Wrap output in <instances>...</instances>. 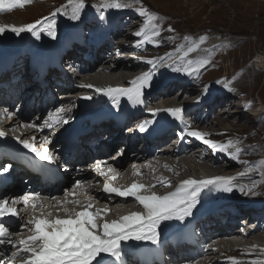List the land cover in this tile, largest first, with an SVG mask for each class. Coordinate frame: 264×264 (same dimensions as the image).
Returning a JSON list of instances; mask_svg holds the SVG:
<instances>
[{
    "label": "bare ground",
    "instance_id": "1",
    "mask_svg": "<svg viewBox=\"0 0 264 264\" xmlns=\"http://www.w3.org/2000/svg\"><path fill=\"white\" fill-rule=\"evenodd\" d=\"M39 9H40L39 5H37V6L29 8L28 10H31L30 13H37V10ZM103 13L105 14L104 15L105 25L108 26L109 23L112 24L110 28L109 27H107V29L100 28V25H99L100 19L98 17L96 21H92L91 23L88 24V26H85L86 24H84V26L81 27L80 24H77V22H75L73 25L76 28V32H70L68 30V24L66 23V19L60 16L64 20L65 26L63 29H61L59 24L56 23L57 35L55 39H52L48 37L45 33L41 32L39 39H36L34 36L31 35L27 43L26 50H28L30 55H33L39 52H44L48 55H53L55 53H60V52L61 54H63V53H69L73 49L77 50L80 47H85L86 51L89 52L90 50H92L94 47L97 46L98 44L97 39L102 34L107 33L108 31L110 33L109 41H107L106 43V45L108 44L109 52L105 57L100 59L104 61L105 66H102L101 68H98L96 70H92L88 67V65L93 64L97 60V58L101 54L102 49L106 45L102 47L101 49H99L98 55L95 60H88L82 64V67L76 73L77 77L75 78L71 77V78L66 79L63 83H61V86L59 89H55V88L49 89V86L51 85L52 87H54L53 82L51 81H50L49 86L44 90L43 94L33 93L31 89H27L26 87H24L21 89V91L24 90L25 93H18L12 100V103H13L12 110H14L17 113L16 120H15L16 121L15 127L17 128V130L23 129V131L26 133L24 139L29 141L28 136H31L32 143L34 142L37 143L41 141L40 144H43V148L46 147V143H49V148L53 150L54 154H57L58 152H60L59 150L62 146V144L58 142L61 129L62 128L66 129L67 126L71 124V122L77 116L78 113H79L78 114L79 119L77 121V124L82 126V124L85 122V118L83 116L85 111L80 108L81 106L80 100H84V101L86 100V101L91 102L89 105V109L93 111L92 119L93 120L98 119L101 125L105 126L108 123H110V121L107 120L106 117L101 116L102 111H103V105L101 104V101L99 100V96L97 92L94 91V89L99 88V87H100L99 89H104V90H107L108 88H124L128 86L131 87V84H130L131 81L142 76L146 71L151 70V66L143 62L145 61L147 57L144 56L145 54L144 52H142L143 51L142 49L145 47V45H150L149 40H146L144 45L142 44L141 47L139 48H136V47L129 48L128 47L130 44V43L128 44V42L132 41L135 35V32L133 31L134 27H135V30L139 31L142 28L143 24L141 25V22L139 20H137L135 24H129L128 19H127L128 16L126 13L124 17L118 18L119 11L114 8L106 9ZM31 20H32V17H31ZM119 30H120V33H119ZM62 31H64L63 34L67 32L66 35L64 34L63 36H60L59 34ZM123 31L124 33L122 34ZM147 33H145L146 36H147ZM112 34L116 35V37L119 34L118 36L119 39L121 38V36L122 37L125 36V39H124L125 42L117 41L116 43H112L111 41L114 39L112 38ZM78 35L81 36V40H79ZM62 38L65 39V42L61 41ZM75 39H77V41H74ZM35 40L36 41L40 40V41L37 43H33L32 41H35ZM43 40H47L49 42L46 43ZM71 41H74L72 48L69 46ZM213 41L215 42L214 47L218 45V41H219L218 39L217 40L215 39ZM197 43L198 42H195L194 45ZM55 45H58V48H55ZM139 49H141L142 51ZM186 49L188 50V48ZM157 50H159V48H157ZM115 51L123 52L125 55L120 56V57L115 56L114 54ZM150 53L151 52H149L148 55H150ZM204 55H207V51H201V52L199 51L198 54L188 56L184 59L191 60L193 64L195 65V63L198 62L199 59H202ZM153 57L156 58L157 55H154ZM79 58H80V51L76 53V55L72 59L73 61H77ZM172 61L174 60H171V61L168 60L167 63H170ZM22 63H23V60L20 61L18 59L15 62L14 67H19L21 66ZM180 63H181V58H178L173 63V65L180 64ZM257 63L259 65V68H263L264 66L262 65H264V58L259 56ZM215 64L217 63L215 62ZM112 66L113 67H119V66L123 67V69L119 72L120 73L122 72L120 75H123L124 77H121V76L115 77L114 75L115 73H113ZM127 67H134V68L138 67V70L133 71L130 69L132 72L130 73V70L125 69ZM161 69H158L157 71H160ZM253 71L257 73V71L252 68V72ZM170 72H172L171 69H170ZM133 74H134V78L129 79L130 75H133ZM168 75L170 74L169 73H166V75L162 74L159 76L157 80L154 79L153 81L154 89L149 94V97L146 99V101H149L148 99H150L153 95H155V92H157L155 98H153V100L149 102V104L147 105L148 107L146 109H148L151 112H156L157 114H160V115L165 114L166 113L165 110L167 109H171V108L172 109H175V108L183 109V107L184 108L186 107V104L190 103L188 99H186V101L182 102L183 104H181L180 103L181 100L173 101L171 97H167L169 94L172 93L173 89L175 88H180L182 93L183 92L185 93L187 91V88H186V85H184V82H181V83L172 82L171 84L165 85L166 83H168L167 82L168 80H166V82L162 83L165 79L169 77ZM126 76L129 78H126ZM175 77L173 78V80L180 78V77L186 78L185 76H182V75L178 77L175 76ZM1 81L2 80H0V82ZM91 81H94V82L97 81L96 83L98 85L93 86L94 83L92 84ZM113 81H115L116 83H112ZM76 83H78L79 85ZM106 84L109 85L107 88H101ZM241 84H243V82L241 83V80H240L238 83H236L235 88L238 86L241 87ZM87 86H91V87L88 88ZM77 89L78 90H82V89L89 90L90 89V90L88 92L86 91L80 92V91H77ZM8 90L9 89H0V96L3 94L8 95L10 93ZM56 92H58V94L62 93L60 97L58 98V100L56 99V97H53V98L51 97L48 99L46 98L44 107L42 109L39 108L40 100L44 98V95H46V97H48L50 94H53V96H55ZM88 96H91L90 100L85 99V97H88ZM161 98H163L164 106H159V105L156 106L157 103L154 104L155 100L161 99ZM123 100L124 98L119 101V104H122ZM223 101H226V100H223ZM127 105H130V103L128 102ZM260 105H263V104H260ZM75 106L77 108H74ZM24 107L25 109H23ZM187 107H190V106H187ZM232 107L233 105H231L230 103L229 104L227 103L225 108H221L218 110H214V109L211 110V113L215 112L214 114L219 116L218 119L220 121H218V124L220 125L223 124V121L221 120L222 117H227L226 121L231 123L230 120H233V118H228V117L230 116L232 117V116L239 114L238 109L232 108ZM60 109H63V110L61 111ZM255 112L264 113V106L259 108ZM188 113H191V111L185 108L183 112L182 121L183 123H185V121H190L191 125L188 129L189 131H194V128H193L194 119L189 118L188 120V118L186 117ZM196 114L197 113H194V115ZM59 119H66L68 123L66 124L60 123L55 128H49L45 126L40 129V127H37L38 125L43 124L45 121L51 124L54 120H59ZM25 123L26 124L28 123V125L32 124L33 126L29 127L28 125L27 126L22 125ZM72 124H75V122L73 121ZM180 130H181L180 128L173 129L163 138L157 139L154 142H148L147 140H144V141L139 140L134 146H129L128 143L125 141L128 138L129 133L127 134V132H124L121 138H119V140L115 142L112 145V147H107V146L101 147L99 150L100 155H98V157H95V158L93 157V159L90 161L86 160V163H84L80 167H78L79 164L75 165L76 161L72 162V166L68 167L66 171L69 172L71 176L75 174V171L79 175H81V173L85 175L83 181L86 184V186L83 184L82 188L86 193L89 194V196L92 197L93 200L99 203V204H96L95 202L97 206L95 208L96 209L95 212L93 209L90 210L93 213L99 212V215L103 218V220L99 221L98 223L100 222L103 223V221L105 220L111 223L112 218L114 217V214H113L114 210L117 214L119 212L129 213V215L134 214V213L144 214L143 211L141 212L142 209H140L141 207L143 208V206L140 205L139 202H135L133 200V197L118 198L115 195L114 196L111 195V198H109V195L106 194L105 192L101 193V188L103 187L104 183L109 182L107 181L106 178L111 180L112 179L111 177L116 176L117 179H114L115 181H112V182H114L115 185L118 186L119 188L127 189V186L130 185L131 187L133 183L143 185L144 190L140 191L141 196L151 195L152 191L155 192L157 196H167L169 193L175 192L176 189L184 181H187V180L202 181V180H208V179H215L220 174H222L221 173L222 170L225 169L228 165L222 160L223 155H221V153L223 152L218 151V150L213 151L208 145L194 138H190V137H185L183 139L179 138L177 136V132ZM203 134L206 139H208V137L214 138V136L216 135V133L213 131H209ZM46 135L49 137V140L47 142L44 140V137ZM34 136L36 137L35 139H33ZM104 136L105 134L101 130V132L97 134H93L91 137H89L86 143L88 145H96L98 140L100 138L101 139L104 138ZM18 140L21 141L22 140L21 137L18 138ZM14 144L16 146L17 145L20 146V144L17 142H14ZM195 145H200V146L197 148H194ZM19 146L17 147L21 149ZM24 151L29 156L31 155L32 157H34V154L31 153L29 150H24ZM227 151L229 152L230 150L228 149ZM97 152L98 151H96L95 154H97ZM14 159L23 161V159H19L18 157H14ZM97 162H100V167L104 175H99L94 172V168L96 167ZM109 167L114 169L113 172L111 173L108 172ZM211 170H213L214 172L216 171V173L217 172H220V173L216 175L215 174L210 175L209 171ZM202 171L205 173H202ZM165 182H171L170 186H162V184H164ZM209 187L211 188L213 186H209ZM17 188L19 190H23V187L20 186V183H17ZM13 191L14 189L11 190V193ZM231 196H232L231 194L222 193L220 191H212L208 196L205 197L202 208L204 209L205 207L206 209L207 207V209L204 211H200L199 215L203 214L204 212H208L209 218L211 219L212 222H214L219 227L222 233L221 234L222 236H220V234L218 233L212 234L213 236L209 234L211 235V237H215V238L211 239L210 241H208V243L203 245L200 255L196 256L192 260L181 261L178 264H223L222 260L226 259L225 256L227 255V253H229L228 251H231L232 255L236 256L235 254L240 252L239 248L246 247L252 241L253 242L255 241L254 244L251 243V246H253V248L251 252L249 251L247 253H250V255L255 254L258 256V258L264 260V206H258V204H256L255 202L252 204L251 203L247 204L246 202H244L245 197L241 199V203L239 205L235 206L233 203L234 202L233 199H236V198H232ZM229 200H231V202H229ZM223 201L225 202L224 204H223ZM236 201H239V200H236ZM244 205L246 206L245 208L239 207V206H244ZM100 207H103V208L101 209ZM254 207H257L258 209L262 208V212L257 214L253 220L246 222L245 215L247 214L250 208H254ZM260 211L261 210H258V212ZM222 215L230 218L231 223L228 224L225 217L222 218ZM197 218L198 216L195 217V219ZM256 221H258V223L254 226V223ZM172 223H175V222H172ZM238 225L240 226L237 228ZM188 228L186 230H188ZM177 232L178 231L176 230L169 231L167 233L166 239L162 235L161 237L162 242H167L169 238L172 235L176 234ZM31 234L32 233L25 232L23 233L22 236L25 237L24 239H27ZM129 244H136V242H129ZM136 246H154V245H151L148 242H140L139 244H136ZM4 252L6 255L4 257H0V259H7V254L11 252V248L6 246L4 248ZM243 252L246 253L245 251ZM129 264H136V263L129 262Z\"/></svg>",
    "mask_w": 264,
    "mask_h": 264
},
{
    "label": "rangeland",
    "instance_id": "2",
    "mask_svg": "<svg viewBox=\"0 0 264 264\" xmlns=\"http://www.w3.org/2000/svg\"><path fill=\"white\" fill-rule=\"evenodd\" d=\"M83 2L86 6L81 11L80 19L73 21L69 18L72 15V5L69 4V0H26L23 8L17 6L11 11L6 10L5 12L0 13V25L9 24L23 26L41 21L47 16L48 18L55 19L56 23H58L60 28L63 29L65 22L60 17L62 16L66 19V23L71 25L70 32H76L73 25L75 22L80 24L81 27L84 26V24H86L85 26H88L89 23L96 21L98 17H100L101 12L105 11L103 7H93V5L104 4L105 0H83ZM108 2H119L121 4L130 5V7L122 8L118 11L121 12L122 16L125 11L128 16L127 19L129 24H135L136 21L139 20L141 25L143 24L141 29H144L145 33L148 32L147 36H151V33L154 30V25L159 27L160 35L149 40L150 45H145L142 49L143 51L139 49L144 52V56L147 57L145 61L153 59L154 55H157V57L164 56L167 53L176 52V49H181V51L176 52L174 59H169V61H174L159 68L162 69L157 72V76L154 79L157 80L160 74L166 75V73H169L171 76L168 75L169 77L162 82L164 83L168 80V83L165 85L171 84L172 82H184V85H186L187 88L185 93H182L180 88H175L167 97H171L173 101L181 100V104H183L182 102L186 101V99L190 101V103L186 104L185 108L190 110L191 113H188L186 117L188 120L189 118L194 119V131L201 133L209 131L215 132L216 135L214 138L208 137V139L217 144L220 143L227 146L229 142H231L232 146L228 147L230 150L229 152H220L221 155H223L222 160L228 165L222 170V174L219 176L225 179L231 178L234 185L246 189H253L252 193L246 195H241L240 192L234 190L231 193V197L236 198L233 199L234 205H239L241 199L245 197L244 202L247 204L255 202L258 206H264V113L255 112L264 106V67L259 68L257 63L259 56L264 58V0H108ZM37 5H39L40 8L37 10V13H30L31 10L28 9ZM141 7L146 9L147 12L152 15L153 21L151 24L148 25L145 23L147 20L146 16L141 17L138 15V10ZM53 13H56L55 17L52 16ZM169 29L174 31H169ZM133 31H137L135 30V27ZM63 32L64 31L60 32L59 35H66L67 32L64 34ZM123 33L124 31L122 34ZM118 36L111 42H125V36H121L120 39ZM30 37L31 33H22L20 36H16L11 32L6 31L0 35V53L6 52L16 54L19 52L22 56L26 55V46ZM137 39L139 38L134 35L133 40L128 42V44L130 43L128 47L134 48ZM201 39H204V42L197 50L191 52L188 56L196 55L199 51H207V55H204V57L199 59L195 64H199L204 60H207L208 63L203 64L200 67L199 72L193 73L192 77L170 72L169 66L173 65L178 58L183 56V52L187 50L186 48L193 47L194 43H199ZM215 39H218L219 41L218 45L214 47L215 42L213 40ZM39 41L35 40L32 42L37 43ZM43 41L46 43L49 42L47 40ZM61 41L65 42V39L62 38ZM157 48H159V50H157ZM108 52L107 44L102 49L97 60L93 64L88 65V67L92 70H96L105 66L104 61L100 59L105 57ZM149 52H151L150 55H148ZM114 54L119 57L125 55L120 51H115ZM215 62L217 64H215ZM252 68L255 69L257 73L254 71L252 72ZM122 69L123 67L120 66H112L115 77H124L123 75H120L122 72H119ZM125 69L136 71L138 70V67H127ZM131 70L130 73H132ZM180 75L185 76L186 78L180 77L173 80L175 76L178 77ZM127 76L126 78H129ZM133 78L134 74L130 75L129 79ZM240 80L243 84H241V87L238 86L235 88L236 83ZM91 82L92 84L94 83L93 86L98 85L96 83L97 81ZM112 83L116 82L113 81ZM108 86L109 85L106 84L101 88H107ZM229 88L233 90L229 91ZM89 90L77 89V91L80 92H88ZM205 92L210 93V95H205ZM61 94L56 92L55 96L50 94L48 97H56L58 100ZM80 102L85 107L90 105L89 103H83L82 100H80ZM163 103V98L156 99L154 102L156 106H164ZM227 103L233 105L232 108H237L240 115L237 114L228 117L233 118V120H230L231 123L226 121L227 117H222L221 120L223 121V124L220 125L218 124V121H220L218 119L219 116L215 115V112L211 113V110L225 108ZM74 108L77 107L75 106ZM185 108L183 107V109ZM194 113L197 114L194 115ZM166 116L167 113L163 114L162 118ZM186 122L190 123V121ZM199 146L200 145H195L194 148ZM237 149H239V153H237ZM209 172L210 175L220 173H216V171L214 172L213 170ZM202 173L205 172L202 171ZM106 179L107 181H115L114 179ZM115 179H117L116 176ZM128 187H130V185L127 186V189ZM153 193L155 194V192L152 191L151 194ZM229 202H231V200H229ZM224 203L225 202L223 201V204ZM140 209H142V207ZM206 209L204 207V210ZM142 211L143 213H146L145 209H142L141 212ZM239 226L240 225H238L237 228ZM254 242L252 241L251 243L254 244ZM251 243L246 247H243L245 250L248 247L245 251L246 253L240 251L241 253L238 252L235 254L236 256H233L231 251H228L229 253L225 256L226 259L222 260V263L234 264V261H236L238 264H252L253 261L263 260L258 258L255 254L250 255V253H247L249 251L251 252L253 248Z\"/></svg>",
    "mask_w": 264,
    "mask_h": 264
},
{
    "label": "snow or ice",
    "instance_id": "3",
    "mask_svg": "<svg viewBox=\"0 0 264 264\" xmlns=\"http://www.w3.org/2000/svg\"><path fill=\"white\" fill-rule=\"evenodd\" d=\"M26 0H0V13L11 11L17 6L23 8ZM72 5V15L69 17L73 21L80 19L82 9L86 6L83 0H69ZM93 7H97L93 5ZM130 7L127 4L119 2L110 3L105 0L103 8L109 9H122ZM56 13L52 16L55 17ZM138 15L147 17L146 24H151L153 17L146 9L141 7L138 10ZM100 26L104 27V13H100ZM111 23L108 24L110 28ZM151 36H146L144 29L135 32V36L139 38L134 47L139 48L146 40H151L160 35L158 26H153ZM9 31L16 36L22 33H31L36 39L40 38V33H45L48 37L55 39L57 35L55 19L45 17L41 21L33 24L23 26L16 25H0V35ZM169 31H174L169 29ZM200 42L187 51L183 52L180 64L169 66L171 71L178 74H183L189 77L193 73H198L203 64L208 61H201L199 64H193L191 60L184 58L189 53L199 48ZM181 49H176V52ZM176 52L167 53L164 56H159L153 59L143 61L151 66L150 71H146L142 76L130 82L131 87L128 88H108L107 90L96 88L95 92L108 97L113 101L114 107L119 108L118 97H126L127 101L133 106L146 104V95H149L154 89V77L157 76V70L164 67L169 59H174ZM162 75V74H160ZM219 83V82H218ZM91 87V86H88ZM232 91L231 88L228 89ZM205 95L210 93L205 92ZM91 99V96L85 97ZM61 111L63 109H60ZM5 111H7L5 109ZM70 111V109H69ZM167 116L172 121H181L183 119L184 109L175 108L165 110ZM12 113H9L11 116ZM152 117L157 116L153 112ZM60 123H68L66 119L54 120L51 124L45 121L37 127L55 128ZM32 127V124L28 125ZM148 122L140 126V131L146 130ZM190 126L184 127L177 132V136L181 139L185 137L200 140L202 143L208 145L213 151L227 152L228 147H231V142L227 146L217 144L209 139H206L204 134L198 131H189ZM157 129H153L156 132ZM5 133L0 131V137H4ZM33 139H35L33 137ZM44 140L47 142L49 137L46 135ZM24 149L29 150L34 154L35 158L39 161L51 165L55 162V157L49 154V149L44 148L43 151L38 150L33 143L28 140L20 142ZM239 153V149H237ZM31 162V160H29ZM12 169V164H4L0 166V176L9 173ZM113 168L109 167L108 172H113ZM55 171V170H54ZM94 172L99 175H104L101 170L100 163L96 164ZM243 175V174H242ZM115 179V176L112 177ZM83 180H77L73 183L72 188L66 190L64 200L74 194V190L81 188ZM171 182H165L162 186H170ZM213 186V187H209ZM144 190V186L133 183L130 188L125 191L110 186L105 183L104 192L111 198L112 194L117 197L127 198L133 197L135 202L146 209V213H134L122 217L119 221H112L111 223L106 220L103 223H98L103 220L99 212L93 213L85 210L76 214V218L60 219L57 218L50 221L43 218L45 213L43 205L41 207V216L35 215L37 204H32L33 216L26 222L23 217L19 215L20 210L15 205L21 201L25 204V210L29 204V195L36 198L37 201L41 199L48 200L49 202L55 201L57 204L61 203L60 197H43L40 193H24L20 196H15L11 201L6 197H0V257L6 254L4 248L10 247L11 252L7 254V259H0V264H129L130 258L135 255L137 251L136 244L140 242H148L151 245L159 248L162 244V235L165 237L171 230L179 232L185 231L190 225L193 224L196 216H199L200 209L203 207L205 197L212 191H220L222 193L231 194L234 190L241 194H249L253 192L252 188H244L234 185L231 178L225 179L217 177L215 179H208L202 181L187 180L184 181L175 192L169 193L167 196H157L154 193L148 196H141L138 193ZM71 203L79 204V201H69ZM89 209L91 204L87 206ZM68 212L67 208L63 209ZM48 216L52 213L48 212ZM6 218H14L19 224V230H10L11 225H6ZM175 222V223H172ZM27 230L32 234L27 238L22 237L24 231ZM129 242H136V244H129ZM236 264V262H234ZM252 264H264V261H253Z\"/></svg>",
    "mask_w": 264,
    "mask_h": 264
}]
</instances>
